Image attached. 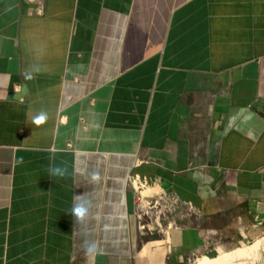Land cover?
Listing matches in <instances>:
<instances>
[{
	"label": "crops",
	"instance_id": "obj_1",
	"mask_svg": "<svg viewBox=\"0 0 264 264\" xmlns=\"http://www.w3.org/2000/svg\"><path fill=\"white\" fill-rule=\"evenodd\" d=\"M131 176L170 218L139 229ZM263 232L264 0H0V264H179Z\"/></svg>",
	"mask_w": 264,
	"mask_h": 264
},
{
	"label": "rangeland",
	"instance_id": "obj_2",
	"mask_svg": "<svg viewBox=\"0 0 264 264\" xmlns=\"http://www.w3.org/2000/svg\"><path fill=\"white\" fill-rule=\"evenodd\" d=\"M135 186H136V184H135ZM134 192H135V196H136L137 211L139 209V211L141 212V206L143 204V201L146 203L147 200H148V199L146 200L145 197H142V195L143 194H146L147 195V192L145 190H139V189H137V186H136V190L134 189ZM140 202H141V205H140ZM159 204L162 205L160 203V200H158L155 204H153V202H151V204H148L149 207H150V211L152 213L150 214L149 211H145V213H149V214L148 215L147 214L146 215H143V217L141 216L140 219H138V226H140V228H139L140 230L143 229V228H141L142 226L149 225V224H151L153 222L154 216H152V215H154L155 212H156V214L158 212H163L168 218H170V214L167 213V212L171 211V208L172 207H170V204H167V203L165 204V202H164L163 205L165 204L164 205L165 207L162 205L158 209ZM167 219L164 220V222L167 221ZM162 225H163V223H162ZM258 239L259 240H262L263 239V241L261 242L262 247H261V249L258 252L259 253L258 256H250L251 258L248 257V258H244L242 260L235 261L234 264L235 263L238 264V263H240V261L241 262H244V264H264V232L260 235V237L256 238L254 241L249 242L248 244L247 243H244V244H241V245H237V246H234V247L225 249V250H220L217 253L216 252H208V253H196V254H192L189 257L184 258L183 261L181 263H179V264H195V262H197L199 259H201L204 256L209 257V258H214V257H216L218 254H220L222 252H228V251L233 250V249H236L238 247H245V246H247L249 244L254 243Z\"/></svg>",
	"mask_w": 264,
	"mask_h": 264
},
{
	"label": "bare ground",
	"instance_id": "obj_3",
	"mask_svg": "<svg viewBox=\"0 0 264 264\" xmlns=\"http://www.w3.org/2000/svg\"><path fill=\"white\" fill-rule=\"evenodd\" d=\"M135 184L137 186V189H139V190H145L147 192L148 191L151 192L150 190L156 189V187L153 186V185L140 184L137 180H134L132 182V186H133V188L135 190H136ZM154 194L155 193H152V194H149V195L143 194L142 197H145L146 198V197L152 196ZM141 202H140V205H141ZM148 204H149V202L147 200L146 208H142L141 207V212L143 214L145 213V211H149L150 212V207H149ZM161 206L162 205L159 204L158 209ZM161 213L162 212H158L157 214L160 215ZM145 214H149V213H145ZM140 216H141V214L138 217H140ZM158 220H159V216L156 215L155 221L158 222ZM144 227L145 226H142L141 228H144ZM262 241H263V239L262 240H259L258 239L254 243L249 244V245H247L245 247H238V248L233 249V250H230L228 252H222V253L218 254L214 258H209V257L204 256L201 259H199L197 262H195V264H234L235 261L242 260V259L248 258L250 256H258V254H259L258 252H259V250L262 247V244H261ZM238 264H244V262H241L240 261V263H238Z\"/></svg>",
	"mask_w": 264,
	"mask_h": 264
},
{
	"label": "clouds",
	"instance_id": "obj_4",
	"mask_svg": "<svg viewBox=\"0 0 264 264\" xmlns=\"http://www.w3.org/2000/svg\"><path fill=\"white\" fill-rule=\"evenodd\" d=\"M42 119H43V117H40V118L37 119L36 122L39 123V122L42 121ZM51 171H52L53 175H56V174H61L62 175L63 174L59 168H54ZM84 212H85V209L83 207H81V206H78V207H76L74 209V213H75V215L77 217H83Z\"/></svg>",
	"mask_w": 264,
	"mask_h": 264
},
{
	"label": "built area",
	"instance_id": "obj_5",
	"mask_svg": "<svg viewBox=\"0 0 264 264\" xmlns=\"http://www.w3.org/2000/svg\"><path fill=\"white\" fill-rule=\"evenodd\" d=\"M131 179V183L134 181V180H137L140 184H145V185H150V181L147 177L145 176H142V177H139V176H131L130 177ZM134 189V188H133ZM139 199V198H138ZM157 202V200L155 199L153 201V204H155Z\"/></svg>",
	"mask_w": 264,
	"mask_h": 264
}]
</instances>
